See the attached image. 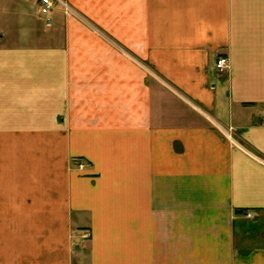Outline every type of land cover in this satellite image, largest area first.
<instances>
[{"label":"crops","instance_id":"0c3cea01","mask_svg":"<svg viewBox=\"0 0 264 264\" xmlns=\"http://www.w3.org/2000/svg\"><path fill=\"white\" fill-rule=\"evenodd\" d=\"M63 1L0 0V264H264V0Z\"/></svg>","mask_w":264,"mask_h":264},{"label":"rangeland","instance_id":"374dc122","mask_svg":"<svg viewBox=\"0 0 264 264\" xmlns=\"http://www.w3.org/2000/svg\"><path fill=\"white\" fill-rule=\"evenodd\" d=\"M75 161H76L75 167H77L79 170H85L86 167L88 166V163L84 159H78ZM240 216L244 218V220H248V221H250L251 219L253 220V218L254 219L258 218L257 220L262 226L260 227L261 228L260 231L251 232V231L245 230V224L241 222L238 225V231H237V237H236V239L238 240L239 246L249 247V248L256 247V246H264V211H260L259 214L256 216L254 215L252 211H245V212H241ZM84 237L86 238L87 235H85Z\"/></svg>","mask_w":264,"mask_h":264},{"label":"built area","instance_id":"2783aa9c","mask_svg":"<svg viewBox=\"0 0 264 264\" xmlns=\"http://www.w3.org/2000/svg\"><path fill=\"white\" fill-rule=\"evenodd\" d=\"M63 3L65 6V2L63 0H40V11L47 18L48 22L51 20V13L56 3ZM229 58L227 56L221 55L217 58L215 66L216 70L219 73H222L228 66Z\"/></svg>","mask_w":264,"mask_h":264}]
</instances>
